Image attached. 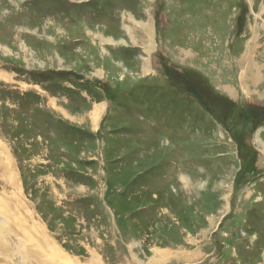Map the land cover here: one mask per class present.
<instances>
[{
  "label": "rangeland",
  "instance_id": "1",
  "mask_svg": "<svg viewBox=\"0 0 264 264\" xmlns=\"http://www.w3.org/2000/svg\"><path fill=\"white\" fill-rule=\"evenodd\" d=\"M0 74V264H264V0H0Z\"/></svg>",
  "mask_w": 264,
  "mask_h": 264
},
{
  "label": "bare ground",
  "instance_id": "2",
  "mask_svg": "<svg viewBox=\"0 0 264 264\" xmlns=\"http://www.w3.org/2000/svg\"><path fill=\"white\" fill-rule=\"evenodd\" d=\"M136 26V25H135ZM143 26V25H142ZM145 26V25H144ZM141 27V26H140ZM97 39V38H96ZM101 39V38H100ZM101 41V40H100ZM103 43V42H102ZM146 68V67H145ZM0 77L1 78H3V77H5L4 75H1L0 74ZM105 106L104 105H101V107H100V109L99 108H97L96 110H94L93 112H92V114L90 115L91 117V119H92V123H93V126L94 127H98V125H99V121H100V117H101V115L103 114L104 115V112H105ZM71 118V117H70ZM96 130V129H95ZM2 154V153H1ZM8 168H9V170L7 171V172H9L10 170H11V165H10V162L8 163ZM11 176V175H10ZM10 176H8L9 177V181L11 180L10 179ZM10 183V182H9ZM184 183V182H183ZM186 183V182H185ZM193 184V183H192ZM197 187V186H196ZM188 188V187H187ZM198 188V187H197ZM194 190V189H193ZM61 261H63V262H67V263H72L71 261H67V260H61ZM73 264V263H72Z\"/></svg>",
  "mask_w": 264,
  "mask_h": 264
},
{
  "label": "crops",
  "instance_id": "3",
  "mask_svg": "<svg viewBox=\"0 0 264 264\" xmlns=\"http://www.w3.org/2000/svg\"><path fill=\"white\" fill-rule=\"evenodd\" d=\"M150 66H151V65H149V62H147L146 67H147V68H150ZM148 71H149V70L147 69L145 72L148 73Z\"/></svg>",
  "mask_w": 264,
  "mask_h": 264
}]
</instances>
